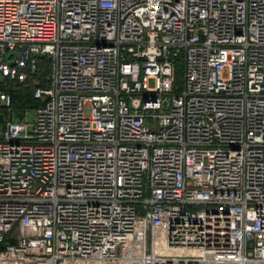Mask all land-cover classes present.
<instances>
[{
  "label": "built area",
  "instance_id": "built-area-1",
  "mask_svg": "<svg viewBox=\"0 0 264 264\" xmlns=\"http://www.w3.org/2000/svg\"><path fill=\"white\" fill-rule=\"evenodd\" d=\"M42 57L0 264H264V0H0L7 107Z\"/></svg>",
  "mask_w": 264,
  "mask_h": 264
},
{
  "label": "trees",
  "instance_id": "trees-1",
  "mask_svg": "<svg viewBox=\"0 0 264 264\" xmlns=\"http://www.w3.org/2000/svg\"><path fill=\"white\" fill-rule=\"evenodd\" d=\"M51 63L50 59L42 57L39 62L37 71L25 81H8L4 85L3 90L8 92L12 97L10 107L0 99V122L6 117H14L16 120H21L30 110L41 108L46 98H37L35 91L37 88L46 89L50 83ZM183 65L178 66V83L182 82Z\"/></svg>",
  "mask_w": 264,
  "mask_h": 264
},
{
  "label": "rangeland",
  "instance_id": "rangeland-1",
  "mask_svg": "<svg viewBox=\"0 0 264 264\" xmlns=\"http://www.w3.org/2000/svg\"><path fill=\"white\" fill-rule=\"evenodd\" d=\"M0 103H2L0 101ZM35 115H36V111L35 110H30L28 113H26L25 117L23 120H30V121H33L34 118H35ZM14 120H16L14 117H13Z\"/></svg>",
  "mask_w": 264,
  "mask_h": 264
},
{
  "label": "water",
  "instance_id": "water-1",
  "mask_svg": "<svg viewBox=\"0 0 264 264\" xmlns=\"http://www.w3.org/2000/svg\"><path fill=\"white\" fill-rule=\"evenodd\" d=\"M16 54H17L16 52H13V53H12V55H15V56H16ZM11 64L14 65L15 62H12Z\"/></svg>",
  "mask_w": 264,
  "mask_h": 264
}]
</instances>
